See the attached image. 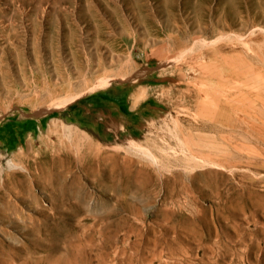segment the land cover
<instances>
[{
	"label": "rangeland",
	"instance_id": "obj_1",
	"mask_svg": "<svg viewBox=\"0 0 264 264\" xmlns=\"http://www.w3.org/2000/svg\"><path fill=\"white\" fill-rule=\"evenodd\" d=\"M0 264H264V0H0Z\"/></svg>",
	"mask_w": 264,
	"mask_h": 264
},
{
	"label": "crops",
	"instance_id": "obj_2",
	"mask_svg": "<svg viewBox=\"0 0 264 264\" xmlns=\"http://www.w3.org/2000/svg\"><path fill=\"white\" fill-rule=\"evenodd\" d=\"M137 90L125 91L121 87L105 88L90 95L91 98L87 104L93 109L117 114L118 121L126 123L130 129L134 130L139 128L137 119L141 116L143 109L141 106L146 100V98H138Z\"/></svg>",
	"mask_w": 264,
	"mask_h": 264
},
{
	"label": "bare ground",
	"instance_id": "obj_3",
	"mask_svg": "<svg viewBox=\"0 0 264 264\" xmlns=\"http://www.w3.org/2000/svg\"><path fill=\"white\" fill-rule=\"evenodd\" d=\"M106 81V80H105ZM101 84V83H100ZM60 93V92H59ZM66 99V98H65ZM222 102V101H221ZM67 103V102H66ZM65 103V104H66ZM65 104H63L62 105V107H61V109L62 108H64V106H65ZM218 109V108H217ZM248 113V112H247ZM27 158L25 157V160H26ZM29 160V159H28ZM27 164H28V162H27ZM21 168H24L28 173H30L31 171H30V169L32 168L31 166H30V168L28 167V166H22ZM43 170V169H42ZM24 171V170H23ZM15 173H17V175H19V176H22L23 177V179L25 178V174H23V172H18V171H16ZM32 174V173H31ZM30 174V175H31ZM14 175V174H13ZM16 176V175H15ZM33 178H35V177H33ZM28 179V178H27ZM36 180H38L37 178H36Z\"/></svg>",
	"mask_w": 264,
	"mask_h": 264
}]
</instances>
